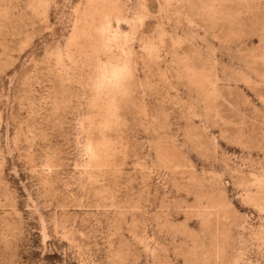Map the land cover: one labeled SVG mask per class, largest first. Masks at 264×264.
Masks as SVG:
<instances>
[{
	"label": "rangeland",
	"instance_id": "374dc122",
	"mask_svg": "<svg viewBox=\"0 0 264 264\" xmlns=\"http://www.w3.org/2000/svg\"><path fill=\"white\" fill-rule=\"evenodd\" d=\"M0 264H264V0H0Z\"/></svg>",
	"mask_w": 264,
	"mask_h": 264
}]
</instances>
